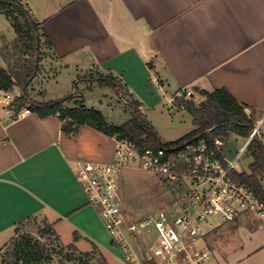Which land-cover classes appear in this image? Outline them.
<instances>
[{
	"label": "crops",
	"instance_id": "1",
	"mask_svg": "<svg viewBox=\"0 0 264 264\" xmlns=\"http://www.w3.org/2000/svg\"><path fill=\"white\" fill-rule=\"evenodd\" d=\"M20 3L40 24L41 41L49 44L41 52L59 66L57 74L74 70L75 77L91 72L111 75L142 112L161 102L167 105L166 99L177 90L225 89L245 106L264 143V0ZM0 17L1 29L12 30ZM10 43L1 39L0 51ZM0 60L5 69L1 56ZM85 92L91 96L83 93L80 100L92 108L87 106L92 92ZM31 99L52 101L45 94ZM236 139L244 142L235 150ZM247 144L248 138L233 134L222 144L228 159L241 152L239 172L246 171L238 163ZM114 154V139L85 125L71 136L61 131L57 117L41 119L30 113L14 122L0 121V249L16 228L34 220L45 224L60 248L72 245L78 256L93 252L103 264H123L72 170L76 162L111 164ZM205 226L199 245L213 252L208 264H264V219L245 213L228 224L215 220Z\"/></svg>",
	"mask_w": 264,
	"mask_h": 264
},
{
	"label": "built area",
	"instance_id": "2",
	"mask_svg": "<svg viewBox=\"0 0 264 264\" xmlns=\"http://www.w3.org/2000/svg\"><path fill=\"white\" fill-rule=\"evenodd\" d=\"M194 95L191 88L177 90L166 103L174 108L177 100ZM15 98L11 92L0 90V121L14 122L31 113L27 106L16 107ZM121 101L126 105L124 99ZM253 137L261 140L257 129L252 130L248 142ZM113 139L111 164L76 162L72 170L87 205L119 249L123 264H208L213 252L199 243L209 220L223 225L245 213L264 219V203L251 187L235 178L240 173L236 163L241 152L228 159L222 150L223 141L214 139L211 146L200 139L141 153L135 142ZM128 168L158 176L164 186L182 192L183 199L166 210L131 220L124 212L118 183L120 173ZM151 222L155 237L149 236L146 242L141 236L151 232Z\"/></svg>",
	"mask_w": 264,
	"mask_h": 264
},
{
	"label": "trees",
	"instance_id": "3",
	"mask_svg": "<svg viewBox=\"0 0 264 264\" xmlns=\"http://www.w3.org/2000/svg\"><path fill=\"white\" fill-rule=\"evenodd\" d=\"M0 15L9 21L15 34L11 45L0 51V56L6 64L5 69L0 68V90L12 92L18 89L20 94L14 100L16 107L27 106L31 113H36L41 119L57 117L61 122V131L66 135L75 136L79 127L85 125L109 137L133 141L142 153L200 139L210 142L212 146L214 139L224 141L230 134L247 139L254 129L252 121L245 113V106L238 104L225 89H215L197 103L193 97L177 100L176 106L190 116L193 129L170 143H162L158 139L155 130L140 112L139 104L130 99L125 101L131 111V118L119 126L108 122L100 111L87 108L81 100L73 101L72 92L75 90L67 96L46 103L30 101L26 90L38 72L42 46L46 48L49 44L47 40L42 43L40 24L33 20L19 0H0ZM95 81L99 87L111 88L118 97H124L120 85L111 75H98ZM70 103L72 105L68 106ZM245 155L250 159L247 172L237 173L235 178L251 187L264 203V143L253 137L246 146ZM65 250L66 252H63L60 248L58 252H50L37 240L22 236L11 252V258H2L0 264H52L53 253L62 255L61 258L67 264H89L88 261L92 257L90 253L75 257L72 245L67 246Z\"/></svg>",
	"mask_w": 264,
	"mask_h": 264
},
{
	"label": "rangeland",
	"instance_id": "4",
	"mask_svg": "<svg viewBox=\"0 0 264 264\" xmlns=\"http://www.w3.org/2000/svg\"><path fill=\"white\" fill-rule=\"evenodd\" d=\"M2 19L3 18L0 19V26ZM1 39L12 43L15 39V35L11 29L8 31L0 27V44ZM46 55L47 54L42 51L38 64V72L26 90V96L30 101H33L31 97L44 94L46 99L56 100L67 96L72 90H75L74 93L72 92V100L74 101L80 100V96L83 93H86L89 98L91 95H88L85 91H91L92 97L87 104L88 107L98 109L106 119H110L111 122L117 126L122 125L131 118V111L127 105L123 104L121 101V99L129 100V98L126 95H124V97H118L111 88L99 87L95 81L98 78V74H94L93 72L85 74L79 73V75L75 77L76 72L74 70H62L57 74L59 66L53 64L52 59L48 58ZM0 66L4 67L1 60ZM11 93L14 97L20 94L18 89H14ZM193 99L197 103L202 100V96L195 94ZM73 101L71 103H73ZM140 112L151 124L158 139L162 143L174 142L190 133L193 129L191 118L186 112L173 113L169 106L163 102L151 108H144V112L141 110ZM261 132L263 133L264 140V126ZM225 140L227 141L228 138ZM241 142L243 143L244 141L236 139V141L233 142L235 150L239 147ZM249 160L248 157L246 158V155L242 156L238 163V168L246 170L244 172H247ZM118 183L124 212L133 221H137L158 210H166L168 207L176 205L183 199L182 195H184L182 192L164 186L158 176L134 168L123 170L119 175ZM209 221L214 222L215 219ZM152 227L153 222L149 224L151 232L148 233V235L144 234L141 236L142 240L146 239V242H149V236L152 238L155 237ZM206 229L207 227L204 225L203 231ZM104 232L106 237L109 238L105 230ZM22 236H28L33 240H37L50 252H58L60 249V246L48 234L45 224H39L34 220H29L21 224L17 228V232L11 241L0 249V261L2 258H11L10 254L18 242H20ZM63 250V252H66L65 249ZM91 254L92 257H90L91 259L88 261L89 264H103V260L97 256L96 253L92 252ZM73 255L78 257L75 253H73ZM61 257L62 255L53 253L52 264H67ZM68 264L77 263L71 262Z\"/></svg>",
	"mask_w": 264,
	"mask_h": 264
},
{
	"label": "water",
	"instance_id": "5",
	"mask_svg": "<svg viewBox=\"0 0 264 264\" xmlns=\"http://www.w3.org/2000/svg\"><path fill=\"white\" fill-rule=\"evenodd\" d=\"M193 92L199 96H205L208 92L202 88H200L199 86H194L192 88Z\"/></svg>",
	"mask_w": 264,
	"mask_h": 264
}]
</instances>
